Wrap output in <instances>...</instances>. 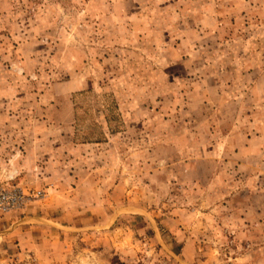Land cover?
<instances>
[{"label":"rangeland","instance_id":"1","mask_svg":"<svg viewBox=\"0 0 264 264\" xmlns=\"http://www.w3.org/2000/svg\"><path fill=\"white\" fill-rule=\"evenodd\" d=\"M0 264H264V0H0Z\"/></svg>","mask_w":264,"mask_h":264},{"label":"built area","instance_id":"2","mask_svg":"<svg viewBox=\"0 0 264 264\" xmlns=\"http://www.w3.org/2000/svg\"><path fill=\"white\" fill-rule=\"evenodd\" d=\"M22 194L17 189L0 188V209L7 210L19 204Z\"/></svg>","mask_w":264,"mask_h":264}]
</instances>
